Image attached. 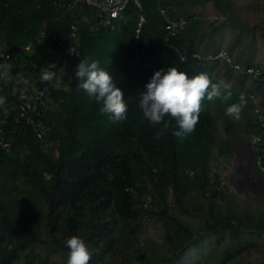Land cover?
I'll use <instances>...</instances> for the list:
<instances>
[{"label":"trees","instance_id":"trees-1","mask_svg":"<svg viewBox=\"0 0 264 264\" xmlns=\"http://www.w3.org/2000/svg\"><path fill=\"white\" fill-rule=\"evenodd\" d=\"M54 1L0 0V36L5 45L0 61L1 53L7 54L11 68L26 71L33 79H39L51 62L60 61V43L70 40L69 24L87 13L80 6L68 9L66 1L59 5ZM140 1L146 22L137 38L134 6L125 10L112 30H90L84 24L78 38L70 40L79 58L70 76L63 78L65 87L39 79L38 86H47L58 103L50 111L40 104L30 110L46 131H35L21 120L6 126L11 145L0 148V264H17L22 257L26 259L22 264H37L39 249L67 256L65 241L72 236L86 243L92 254L89 264H185V259L189 264H205L193 258L191 248L210 236L217 237L209 243L212 264H264V195H250L238 185L233 190L227 177L212 169V163L227 162L234 154L236 135L230 131L235 122L226 118L223 136L216 117L239 103L241 96L245 101L246 76L233 75L232 66L224 62H180L171 41L165 40L159 7L170 18H186L172 39L187 51L214 52L210 46L214 35L223 27L243 29L245 24L229 0ZM206 3L230 19L217 17L205 24L191 14L192 7ZM252 7L264 14V3ZM204 35L208 40L202 44L197 40ZM135 52L137 64L132 62ZM85 58L98 60L123 92L128 106L125 120L109 122L100 112L102 103L77 89L74 70ZM232 60L260 68L247 58ZM168 67L189 77L207 73L213 83L233 79L227 89L230 98L205 99L195 131L182 140L173 135L178 126L167 116L169 129L154 139L163 125H150L139 106L145 84L154 72ZM5 95L0 111L16 100L12 90ZM242 125L249 136L258 133L254 119L247 118ZM151 220L161 228L158 241L141 238Z\"/></svg>","mask_w":264,"mask_h":264},{"label":"clouds","instance_id":"clouds-1","mask_svg":"<svg viewBox=\"0 0 264 264\" xmlns=\"http://www.w3.org/2000/svg\"><path fill=\"white\" fill-rule=\"evenodd\" d=\"M64 1H66L65 6L69 7L68 9H71L75 6H80L87 11V13L80 14L79 18L75 19L69 24V34L67 38H70V40L73 41L78 38L80 26L84 24H87L90 30H98L100 28H108L110 30L114 29L116 21L121 16H123L125 10L129 6H133L132 3H129L115 16H106L105 21H102L98 11L96 9H93L84 0H55L54 4L59 5ZM136 12L138 20L137 8ZM142 14L145 17L143 11ZM65 40L66 38H64L63 41ZM70 40L64 45H61L63 41L60 43V61L51 62L48 65V70H41L39 76L41 82H53V84L58 87H65L63 78H67L70 76L71 66L72 64L77 62L79 58L77 52L73 47V43ZM65 45H68L70 48H72V54H65V52L63 51ZM27 48L29 47L25 46V49ZM177 48L181 49V47ZM182 51L187 57L186 61L183 62L180 60L179 54L177 52L178 59L182 63H186L188 61H196L200 63H207L209 61H219L221 63L224 62L232 66V70L236 72V75L237 73H239L250 78V80L254 82V80L249 75L242 74L233 67L234 64H237L240 67L247 68L236 62H233L232 56H230V54L226 50L219 49L214 52L205 54L197 50ZM191 52L198 53L200 55V59L193 58L190 55ZM218 52H226L231 59V63H228L220 58H215V55ZM1 56L4 57V59L0 61V76H4L5 79H0V87H2L3 89L2 92H0V107H3V105L6 103V99L3 96H6L5 94L9 93L12 87L18 86L14 78L17 73H20L21 75L28 78L33 86H36L40 89L44 88L49 93L52 98V104L47 105L44 110L50 111L57 107L58 103L55 97L50 93V90L47 86H38L39 79L31 78L26 71L15 70L14 68H11V66L6 62V58L8 57L7 54L1 53ZM68 61H70L69 76H63L61 80H58V74L61 73V71L63 70L62 67L66 65ZM132 62L133 64H137V52L134 53ZM52 64H54V66H51ZM257 69L262 72L260 68ZM74 74L79 81L76 86L77 89L83 90L90 99H95V101L102 103L100 112L101 114L108 117L109 122L118 123L127 118L128 106L125 103L123 92L118 87H116L113 78L109 75V73L105 69L100 67V63L98 60H89L88 58L80 60L79 64L74 70ZM228 82L229 81L225 83L223 80H220L216 83H213L209 75L204 72L189 77L186 72L179 71L175 67H168L166 71L161 69L154 72V74L150 78V81L145 84V90L141 92L139 100V106L142 109L144 119L147 120L153 127L161 124L163 125V127L160 128V130L155 134L154 139L159 140L169 129L170 124L164 119L166 116L174 120L176 125L178 126V130L173 132V135H175L176 137L182 140L193 133L196 129V125L199 123L201 105L205 99H207L208 101H213L215 99L227 100L230 98L231 93L230 91H227ZM257 86L264 88V85L257 84ZM247 97L251 101L257 103L256 97L253 94L246 93V98ZM244 103V98L243 96H241L239 99V103L232 104L226 109L225 115L233 118H239V113ZM259 106H264L263 101L258 103V106L255 108V110ZM255 110L254 119H256L258 127V133L256 134V136L260 137L264 132V127L261 128L259 126V121L257 120ZM223 136H225V134ZM256 152V157L258 156V154L262 155L264 163V155L261 152H258L257 149ZM254 164L257 167L256 158ZM65 245L68 249L66 264H89V261L92 258V254L83 239L77 236H72L65 241Z\"/></svg>","mask_w":264,"mask_h":264},{"label":"rangeland","instance_id":"rangeland-1","mask_svg":"<svg viewBox=\"0 0 264 264\" xmlns=\"http://www.w3.org/2000/svg\"><path fill=\"white\" fill-rule=\"evenodd\" d=\"M232 3V10L236 14L237 18L242 20L245 24V28H230L223 27L221 31L212 37V48L215 50L223 49L229 52L233 58L240 56V58H247L250 64L259 66L264 69V14L262 11H254L252 4L255 2L264 3V0H229ZM191 14L201 17L205 24L212 22L215 18L219 17L221 20H228L221 11L216 10L211 3H206L203 6L192 7L190 9ZM242 33L240 36L239 34ZM208 36L204 35L197 41L202 44L207 42ZM4 39L0 36V50H4ZM213 52V51H212ZM70 61L62 67V71L58 74L57 79L61 80L63 76H69V65ZM236 72H233L235 75ZM233 82V79H232ZM232 82H228L227 85H231ZM243 88H247L248 94H253L256 97V102L251 101L248 97L245 99V103L242 106V110L246 111L244 114L239 113V118L229 117L225 114L217 115V130L221 135L223 132V123L227 117L231 118L234 123L235 132L240 141L238 142L234 154L232 157L227 159H219V161L212 163V169L218 171L222 177H227V181L231 185V189L234 190L238 186L248 189L250 195H264V176L256 170L254 166V155L251 150V138L247 131L243 129L242 121L245 119H254V110L258 106L259 102H262L264 95L260 88L255 85L250 78L246 77ZM249 116V117H248ZM235 167L237 170H233ZM225 168H230L227 171ZM256 170V171H255ZM256 172V173H254ZM173 195L170 194L169 203L173 206ZM151 220L145 224L142 230L141 238H150L152 240H160L161 228L159 223H154ZM220 238V237H219ZM248 237H246L247 239ZM251 240H254V235H251ZM216 236L204 237L200 245H196L191 248L193 258L199 259V261L205 264H212L210 260L211 247L209 243H215L217 240ZM224 241V236L220 239ZM256 241H258L256 239ZM40 257L37 260V264H66V254L56 253L55 251H45L43 249L38 250ZM188 258L189 250H186ZM33 257V256H32ZM255 258L253 257V260ZM185 264H189L188 260ZM26 259L22 257L17 264H22ZM42 262V263H41ZM218 264V263H214Z\"/></svg>","mask_w":264,"mask_h":264},{"label":"built area","instance_id":"built-area-1","mask_svg":"<svg viewBox=\"0 0 264 264\" xmlns=\"http://www.w3.org/2000/svg\"><path fill=\"white\" fill-rule=\"evenodd\" d=\"M79 1V0H76ZM88 5L93 9H96L101 16V20L105 21V17H113L118 12H120L127 4L132 3L138 11V20L136 26V37H138L140 28L145 22V17L142 14L143 7L140 0H84ZM159 13L164 18V29H165V40L170 42L171 47H175L179 54L181 61H186L187 57L180 48H177V44L173 41V37L176 36L180 28L186 23L185 17L170 18L167 14L165 8L159 7ZM65 54H72L73 50L68 45H65L63 48ZM190 55L193 58L200 59V55L196 52H191ZM215 58L223 59L224 61L231 63L226 52H218L215 55ZM51 66H54L52 64ZM233 67L241 72L242 74L249 75L257 84L264 85V74L257 68L247 67L243 68L237 64H234ZM15 81L17 82V87H12L11 90L16 95V100L13 103H9L8 108L3 111H0V148L7 149L10 147V138L7 137L8 132L6 131V126L10 125L15 121H23L26 125H32L34 130L43 133L45 127L41 120L35 119L32 117L30 110H36L34 105L40 104L44 109L47 105L52 104V98L49 93L44 89H40L31 84L30 80L25 76L17 73L15 75ZM0 79H5L4 76H0ZM2 87H0V92H2ZM264 105V100H263ZM13 112V114H12ZM41 114L40 111H36ZM256 117L259 121V126L264 127V106H259L256 110ZM9 118L10 122L7 121ZM256 165L258 169L264 173V163L263 157L261 154H258L256 157Z\"/></svg>","mask_w":264,"mask_h":264},{"label":"crops","instance_id":"crops-1","mask_svg":"<svg viewBox=\"0 0 264 264\" xmlns=\"http://www.w3.org/2000/svg\"><path fill=\"white\" fill-rule=\"evenodd\" d=\"M254 123H255L256 132H257L258 131V127H257L256 119H254ZM243 129L245 130L244 126H243ZM230 134H235L236 135L235 138H234V141H235L234 147L236 148V146H237L238 142L240 141L241 137L237 136L234 126H233V129H231ZM250 136H252V138H251V150H252V154L254 155V161H255V158H256V155H257L256 149L258 150V152H261L264 155V132L262 133V135L260 137L256 136V134L250 135Z\"/></svg>","mask_w":264,"mask_h":264}]
</instances>
